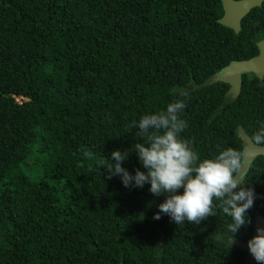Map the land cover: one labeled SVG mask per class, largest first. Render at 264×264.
<instances>
[{"label":"trees","instance_id":"obj_1","mask_svg":"<svg viewBox=\"0 0 264 264\" xmlns=\"http://www.w3.org/2000/svg\"><path fill=\"white\" fill-rule=\"evenodd\" d=\"M222 13L220 0H0V264H258L228 242L230 217L157 220L165 195L102 165L176 99L201 159L243 150L238 127L251 137L264 123V84L230 101L210 80L252 54L244 23L264 20V1L238 31ZM121 166L146 171L135 152ZM242 177L256 198L233 237L247 240L264 215V154Z\"/></svg>","mask_w":264,"mask_h":264},{"label":"clouds","instance_id":"obj_2","mask_svg":"<svg viewBox=\"0 0 264 264\" xmlns=\"http://www.w3.org/2000/svg\"><path fill=\"white\" fill-rule=\"evenodd\" d=\"M179 95L187 94L180 92ZM185 107L184 99H176L158 112L142 115L132 125L141 142L126 150H113L102 165L109 179L118 175L125 187L142 188L148 183L152 194H164L165 199L154 216L157 220L161 213L177 225L199 224L216 216L217 211L230 217L227 231L231 245L233 235L251 223L247 212L253 207L256 194L245 186L242 177V169L250 161L243 151L232 147L220 149L212 158L201 159L192 142L180 135L188 127L182 118ZM250 139L255 145L264 146V123ZM132 152L146 171L136 168L132 175L121 166ZM256 233L248 240V249L258 264H264V227H258Z\"/></svg>","mask_w":264,"mask_h":264},{"label":"water","instance_id":"obj_3","mask_svg":"<svg viewBox=\"0 0 264 264\" xmlns=\"http://www.w3.org/2000/svg\"><path fill=\"white\" fill-rule=\"evenodd\" d=\"M263 0H221L223 13L219 17V21L231 28L234 31H238L240 29V21L242 17L254 6L260 5ZM260 47L259 54L249 57V58H242V59H235L223 66L220 70L215 71L213 78L214 79H222L226 81H230L232 83V88L235 93H238L240 86H241V76L240 73L243 70H253L258 75H261V71L264 69V39L258 42ZM24 99L29 100L30 96L21 95ZM238 132L242 137L244 142L243 152L245 158L248 161H251L254 157L260 154H264V146H257L251 142L250 137L247 133L242 129L239 128ZM248 168V167H247ZM246 166L242 169V171L246 172ZM243 172V173H244ZM243 175V174H242ZM258 227H264V215H257L255 217V226L252 232V235L249 239L255 236L256 229ZM241 240L237 237L232 238V243L235 245L245 248L247 251V256L250 260V263L254 261L253 256L250 254L248 249V240Z\"/></svg>","mask_w":264,"mask_h":264},{"label":"flooded vegetation","instance_id":"obj_4","mask_svg":"<svg viewBox=\"0 0 264 264\" xmlns=\"http://www.w3.org/2000/svg\"><path fill=\"white\" fill-rule=\"evenodd\" d=\"M264 1V0H263ZM262 1V2H263ZM221 2V0H220ZM262 4V3H261ZM260 4V5H261ZM222 5V3H221ZM258 6V5H257ZM255 7V6H254ZM253 8V7H252ZM251 8V9H252ZM250 9V10H251ZM222 10H223V7H222ZM249 10V11H250ZM248 11V12H249ZM247 12V13H248ZM246 13V14H247ZM245 14V15H246ZM244 15V16H245ZM243 16V17H244ZM242 17V19H243ZM242 19L240 21V29L242 27ZM244 25H246V28H247V31L248 33L252 36L251 39L253 41V46L251 47V51H252V54H250L248 57L246 58H249V57H252V56H255L257 54H259L260 52V47L258 45V42L261 41L262 39H264V20L263 21H254V22H251V21H247L244 23ZM229 27V26H228ZM231 28V27H230ZM233 29V28H232ZM242 59V58H240ZM235 60V59H233ZM232 61V60H231ZM229 61V62H231ZM228 62V63H229ZM227 63V64H228ZM226 65V64H225ZM224 65V66H225ZM220 70V69H219ZM215 73V72H214ZM214 74L212 75L211 78H213ZM240 76H241V86H240V89L238 91V93H235L233 90H231L232 88V83L230 81H226V80H222V79H214L213 81H223L224 82V85H225V95L227 96V98L231 101V100H234L236 99L241 90H242V87L243 85H245L247 88L249 89H254V90H258L260 85L261 84H264V69L263 71H261V75H258L255 71L253 70H243L241 71L240 73ZM241 128V127H238V129ZM242 138V137H241Z\"/></svg>","mask_w":264,"mask_h":264},{"label":"rangeland","instance_id":"obj_5","mask_svg":"<svg viewBox=\"0 0 264 264\" xmlns=\"http://www.w3.org/2000/svg\"><path fill=\"white\" fill-rule=\"evenodd\" d=\"M24 171L30 174V176H37L42 174L41 171L35 172L34 170H30V168L24 169Z\"/></svg>","mask_w":264,"mask_h":264}]
</instances>
